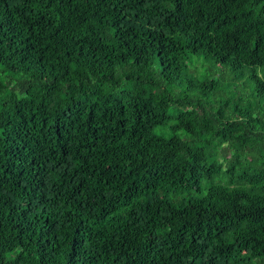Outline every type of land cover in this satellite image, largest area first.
Here are the masks:
<instances>
[{"label": "trees", "instance_id": "trees-1", "mask_svg": "<svg viewBox=\"0 0 264 264\" xmlns=\"http://www.w3.org/2000/svg\"><path fill=\"white\" fill-rule=\"evenodd\" d=\"M0 264H264V0H0Z\"/></svg>", "mask_w": 264, "mask_h": 264}, {"label": "rangeland", "instance_id": "rangeland-1", "mask_svg": "<svg viewBox=\"0 0 264 264\" xmlns=\"http://www.w3.org/2000/svg\"><path fill=\"white\" fill-rule=\"evenodd\" d=\"M205 62L202 63L203 65H201L200 63H198L196 65V68H195L194 65L192 66V69H193L192 73L195 74V76H198V77L202 76L205 73V71L208 69L209 63L208 62L205 63ZM214 68H216V69H219L220 68L221 70L223 69L225 71V68H222L221 65H217ZM249 72H250V69L245 68L244 69V74L242 76L236 78L235 80L233 79V84L236 85V88H239V86H241L242 83H244L246 81L247 75L249 74ZM231 74L234 77L237 76V73L235 71L231 72ZM244 104L245 103L242 102L241 103V106H243Z\"/></svg>", "mask_w": 264, "mask_h": 264}]
</instances>
